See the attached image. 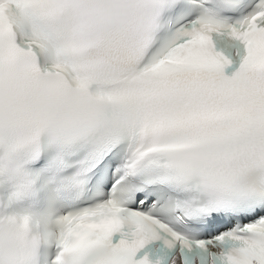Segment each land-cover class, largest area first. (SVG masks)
Returning a JSON list of instances; mask_svg holds the SVG:
<instances>
[{"label":"snow or ice","instance_id":"1","mask_svg":"<svg viewBox=\"0 0 264 264\" xmlns=\"http://www.w3.org/2000/svg\"><path fill=\"white\" fill-rule=\"evenodd\" d=\"M37 198L51 264H264V0H0V215Z\"/></svg>","mask_w":264,"mask_h":264},{"label":"clouds","instance_id":"2","mask_svg":"<svg viewBox=\"0 0 264 264\" xmlns=\"http://www.w3.org/2000/svg\"><path fill=\"white\" fill-rule=\"evenodd\" d=\"M49 227L46 218H40L29 210L26 216L17 218L12 214L0 215V232H11L21 250L20 260H24L23 253H36L40 249L41 239Z\"/></svg>","mask_w":264,"mask_h":264}]
</instances>
